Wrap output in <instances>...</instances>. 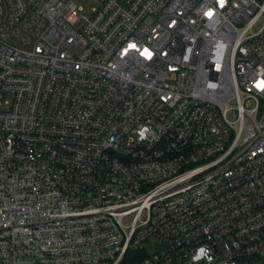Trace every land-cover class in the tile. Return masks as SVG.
Listing matches in <instances>:
<instances>
[{"label":"built area","instance_id":"obj_1","mask_svg":"<svg viewBox=\"0 0 264 264\" xmlns=\"http://www.w3.org/2000/svg\"><path fill=\"white\" fill-rule=\"evenodd\" d=\"M97 1L0 0V264H264V0Z\"/></svg>","mask_w":264,"mask_h":264},{"label":"rangeland","instance_id":"obj_2","mask_svg":"<svg viewBox=\"0 0 264 264\" xmlns=\"http://www.w3.org/2000/svg\"><path fill=\"white\" fill-rule=\"evenodd\" d=\"M77 5L80 14L90 16L93 12V9L98 6L97 0H74ZM125 224H128V220L124 221Z\"/></svg>","mask_w":264,"mask_h":264}]
</instances>
